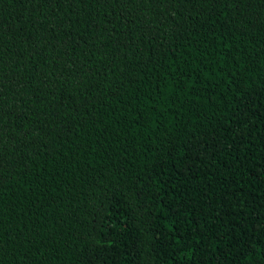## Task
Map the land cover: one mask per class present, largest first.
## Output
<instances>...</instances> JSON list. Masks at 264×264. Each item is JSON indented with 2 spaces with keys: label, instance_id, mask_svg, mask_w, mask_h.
I'll return each instance as SVG.
<instances>
[{
  "label": "trees",
  "instance_id": "trees-1",
  "mask_svg": "<svg viewBox=\"0 0 264 264\" xmlns=\"http://www.w3.org/2000/svg\"><path fill=\"white\" fill-rule=\"evenodd\" d=\"M0 264H264V0H0Z\"/></svg>",
  "mask_w": 264,
  "mask_h": 264
}]
</instances>
